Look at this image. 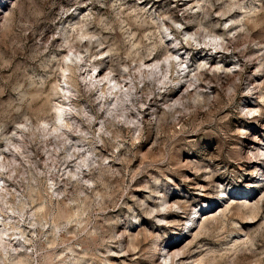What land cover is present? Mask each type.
Here are the masks:
<instances>
[{"label":"rangeland","instance_id":"374dc122","mask_svg":"<svg viewBox=\"0 0 264 264\" xmlns=\"http://www.w3.org/2000/svg\"><path fill=\"white\" fill-rule=\"evenodd\" d=\"M0 159V264H264V0H0Z\"/></svg>","mask_w":264,"mask_h":264},{"label":"bare ground","instance_id":"6f19581e","mask_svg":"<svg viewBox=\"0 0 264 264\" xmlns=\"http://www.w3.org/2000/svg\"><path fill=\"white\" fill-rule=\"evenodd\" d=\"M170 58L171 57H169L165 61L157 63V64H149V65H147V68L144 70L145 73L142 74V72H141L142 76L143 77L146 76L145 79L148 80V81H158V82L161 81V83L166 85L167 84L166 81H167L168 77L171 75V72H172V71L169 70V68H171V69L175 68L176 69V67L174 66L175 65L174 63H175V61L177 59L171 60ZM180 59H181V57L178 60H180ZM180 66H182V65H180ZM188 77L191 79L192 78L191 74ZM88 78H89V80H88L89 83L94 85V86H96V87L98 85L101 86V84H104L105 86H107V85H109V83L114 81L113 78H112V80H111V78L109 79V74H101L100 75V72L97 73V74H95V73L92 74V72H90L88 74ZM178 80H181V79L178 78ZM189 81L191 83V80H189ZM115 82H116V80H115ZM131 83H132V81L130 82V79H129L128 82L127 81L126 82H121V83L118 82L116 84L117 85L116 87L117 88L119 87L120 90L118 92H112V94L110 96H107V92L106 93H103V92L100 93L101 96L104 97L105 101H107L105 105H106V108H107V112H108V114L110 116H112L113 113L117 112L116 110H119L120 112L124 113L125 111L130 109L128 107L129 106L128 103H129V99H131V97L133 95V90H134V87L132 86L133 84H131ZM190 83H189V85H190ZM180 84H181V82H180ZM105 88L107 89V87H105ZM108 90H110V88H108ZM105 91H107V90H105ZM107 99H110V100H107ZM55 113L56 114H55V118H54L55 119L54 120V124L52 126H50L51 127L50 129L53 130V132H56V133H58V131H61L63 125L68 129L70 127L71 123H69V122L68 123L67 122L64 123L63 118H64V115L73 114L72 109L68 110L66 108L59 107V108H57ZM47 127L48 126H46V130L48 129ZM2 168H4V163H2L1 159H0V169H2ZM4 225H6V224H4ZM2 227H3V223H2V226L0 225V247L1 246L5 247V245H4L5 244V242H4L5 241V239H4L5 231H4V229ZM172 251H173L172 247L168 248V251L166 252L167 255L171 256V252ZM173 253H174V251L172 252V254ZM170 261L173 263L174 260L170 257Z\"/></svg>","mask_w":264,"mask_h":264}]
</instances>
